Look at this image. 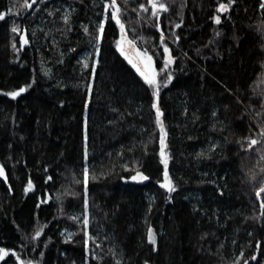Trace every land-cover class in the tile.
<instances>
[{
	"label": "trees",
	"instance_id": "obj_1",
	"mask_svg": "<svg viewBox=\"0 0 264 264\" xmlns=\"http://www.w3.org/2000/svg\"><path fill=\"white\" fill-rule=\"evenodd\" d=\"M139 2L146 0H129L123 19L130 38L143 37L137 47L155 53L159 70L160 31L150 13L142 15L154 28L136 23L131 8ZM164 2L170 9L161 14V30L170 41L172 33L180 37L177 49L165 41L175 58L174 78L159 98L176 186L171 201L157 183L163 165L152 89L116 50L113 21L105 22L95 53L103 0H37L27 10L23 0H0L6 13L0 21V165L8 176L0 178V247L34 264H233L241 253L239 264L244 258L264 264V216L255 196L264 179V142L241 148L264 124V114L256 115L264 113V10L258 0H238L217 25L210 19L217 0ZM14 23L29 41L23 47L11 32ZM26 84L31 87L15 100L3 95ZM84 164L90 173H106L89 183L87 252L82 223L71 218L84 212L83 184L75 183ZM135 170L150 179H121ZM29 178L34 189L26 194ZM149 226L155 246L147 240ZM37 229L41 236L32 240ZM6 262L15 258L0 264Z\"/></svg>",
	"mask_w": 264,
	"mask_h": 264
},
{
	"label": "snow or ice",
	"instance_id": "obj_2",
	"mask_svg": "<svg viewBox=\"0 0 264 264\" xmlns=\"http://www.w3.org/2000/svg\"><path fill=\"white\" fill-rule=\"evenodd\" d=\"M238 0H217L216 7L214 14L210 17V19L213 20V22L217 25L221 24V16L223 14L229 13L233 6L236 5ZM37 3V0H23V4L21 5L22 8L25 10L31 9L34 4ZM40 3H44V0H40ZM128 3L129 0H123V4L119 3L118 0H103V11H102V19L99 21L98 27L96 28V40H97V46L95 48L96 55H99L100 53V47H99V41L103 39L104 31H105V22L106 21H113L115 25L119 29V38L115 41V47L116 50L120 53V55L136 70V72L139 74V76L143 79L144 83L149 86V88L152 89V97L153 102L151 104V107L155 109L156 113V124L158 125L160 129V150H159V156H160V163L163 165V180L157 181L160 188L165 189L168 193V200H172L171 194L176 191V186L170 177L169 174V159L170 156L167 149V144L165 143V130L163 126V122L161 120V116L163 115L161 108L159 106V98H160V90L162 87H168L169 84L173 81V73L169 70V66L174 63V57L171 55V51L168 47V45L165 43V33L163 30H161L160 25V17L162 13H168L170 9V5L168 3H165L164 0H146V2H139L138 7L131 8V11L136 12L137 20L136 23H140V21L143 19L142 14H149V18H155L154 26L157 28L158 31H160V45L163 48L162 52V58H163V66L158 70L154 66V60L153 56L149 54L148 49H142L140 47H137V39L143 40V37H137L135 34L132 38L128 35V30L126 28V22L123 19L124 15L126 14V11L128 10ZM15 7V5H14ZM183 7V4L181 5ZM258 7L260 10H264V0H258ZM11 11V10H9ZM51 15V13H49ZM6 13L0 12V21H3L5 19ZM64 23L67 24L69 22V15H64L63 17ZM182 23V20H181ZM176 28L180 27V23L175 24ZM85 32H88L87 27H85ZM260 31L264 32V24L260 26ZM11 32L16 33L19 35V43L20 46L23 47L24 45L28 44L29 41L27 39V36L25 34H20L21 30L20 28L14 23L11 27ZM133 32L135 30L133 29ZM174 37V42L179 41L180 37L176 35L175 33H172ZM219 35V33H217ZM13 49H16V43L12 44ZM83 66L85 68L89 67L88 63L85 61L83 62ZM261 68L264 69V62L261 63ZM93 69V76L95 73V65L92 66ZM47 75V73H45ZM163 74L162 79H158V77ZM262 76H264V73H262ZM264 83V81H261ZM35 83V81H33ZM31 87V84H26L24 86L19 87L16 90L13 91H7L4 92L3 95L10 97L11 99L15 100L17 97L21 96V94L25 93L28 88ZM255 91V90H254ZM91 92V86H89V94ZM259 95L262 97L260 101V108L264 110V89H261L259 92ZM90 99V95H89ZM84 107L87 109L88 104L85 103ZM264 113L257 112L256 115L260 116ZM213 116L216 115L215 112L212 113ZM85 143L87 141V120L85 119ZM259 137V138H257ZM247 143L241 144V148L244 150H251L254 148V146L264 142V124H261L259 126L258 133H255L253 135H250L245 138ZM215 145L212 146L213 149H215ZM198 155L203 156L204 153H199ZM88 154H87V148L85 147L84 150V159L87 160ZM261 159L264 160V156H261ZM125 170H127L128 166L123 165ZM45 171H47V168H45ZM260 173L264 174V167L260 169ZM106 173H99L91 172L90 169L87 166V164H84L82 169V181L77 179L75 183L77 185L83 184V204H84V212L82 215V218L80 217H71L74 220H78L82 223V231L84 236V247L85 251L88 250L89 241L92 240V237L89 234L88 228H89V214H88V193H89V183L96 182L99 178L105 176ZM246 175L249 176L250 182L256 181L257 179V173L253 172L252 170H249ZM0 178H3L5 182L8 180V176L5 172V168L3 165H0ZM121 179H124L127 181L130 179L133 182L142 183L144 181H148L150 177L146 175L144 172L135 170V174L131 175L128 178L121 177ZM48 180H52V176H48L46 178V182ZM34 189V185L32 182V179L29 178L27 181V184L24 188L25 193L27 194L29 191H32ZM77 193L73 192L72 195L75 196ZM222 194V193H221ZM262 194H264V179H262L261 183L258 187L255 188V196L260 201L259 207L261 209V216H264V198H262ZM60 197H57L59 199ZM48 201L45 199H41L40 203H38L36 206L37 208L40 207V204L47 203ZM149 211H151V206H149ZM42 233V229H37L35 232V235L31 238L32 240H37ZM251 235V234H249ZM71 239V234L66 238L67 240ZM147 240L150 244L153 246L156 245V236L154 233V229L149 226L147 228ZM95 243V241H92ZM99 246V245H97ZM35 250V249H33ZM155 250V247L153 248ZM257 250H260L259 243L257 244ZM41 256H43V252L40 253ZM14 257L15 258V264H34L32 260H23L21 258V255L18 254L15 250L6 248V247H0V261H4L6 257ZM243 258V253L240 254V257H237L236 260L233 262V264H239L240 259ZM249 258L243 259V264H248ZM250 259L255 261L257 260L256 255H251ZM7 264V262H6ZM117 264H120V261H117ZM147 264V262H145Z\"/></svg>",
	"mask_w": 264,
	"mask_h": 264
},
{
	"label": "built area",
	"instance_id": "obj_3",
	"mask_svg": "<svg viewBox=\"0 0 264 264\" xmlns=\"http://www.w3.org/2000/svg\"><path fill=\"white\" fill-rule=\"evenodd\" d=\"M136 15V13H135ZM166 38V37H165ZM173 48H176L177 49V46H176V43L175 42H172L170 41L168 38L165 39Z\"/></svg>",
	"mask_w": 264,
	"mask_h": 264
},
{
	"label": "water",
	"instance_id": "obj_4",
	"mask_svg": "<svg viewBox=\"0 0 264 264\" xmlns=\"http://www.w3.org/2000/svg\"><path fill=\"white\" fill-rule=\"evenodd\" d=\"M34 5H35V4H34ZM34 5H33V6H34ZM119 35H120V33H119ZM161 120H162V119H161ZM162 122H163V121H162ZM157 126H158V125H157ZM163 126H164V125H163ZM158 130H159V132H160L159 127H158ZM164 130H165V129H164ZM165 133H166V132H165ZM160 135H161V133H160ZM165 139H166V136H165ZM46 200H47L48 202L50 201L48 198H47ZM48 202H47V203H48Z\"/></svg>",
	"mask_w": 264,
	"mask_h": 264
},
{
	"label": "rangeland",
	"instance_id": "obj_5",
	"mask_svg": "<svg viewBox=\"0 0 264 264\" xmlns=\"http://www.w3.org/2000/svg\"><path fill=\"white\" fill-rule=\"evenodd\" d=\"M150 26V24H148Z\"/></svg>",
	"mask_w": 264,
	"mask_h": 264
}]
</instances>
